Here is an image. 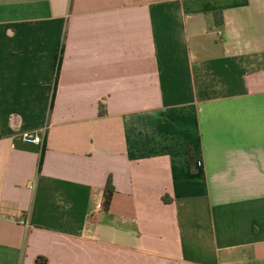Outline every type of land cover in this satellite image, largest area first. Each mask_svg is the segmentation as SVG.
<instances>
[{
    "label": "crops",
    "instance_id": "obj_1",
    "mask_svg": "<svg viewBox=\"0 0 264 264\" xmlns=\"http://www.w3.org/2000/svg\"><path fill=\"white\" fill-rule=\"evenodd\" d=\"M0 264H264V0H0Z\"/></svg>",
    "mask_w": 264,
    "mask_h": 264
},
{
    "label": "trees",
    "instance_id": "obj_2",
    "mask_svg": "<svg viewBox=\"0 0 264 264\" xmlns=\"http://www.w3.org/2000/svg\"><path fill=\"white\" fill-rule=\"evenodd\" d=\"M214 19H215L216 26L218 28H223V26H224L223 12L222 11L215 12L214 13ZM101 114H103V112ZM190 161H191V164L194 163L192 151L190 152ZM114 194H115V187L113 185L112 178L110 177L108 182H107V186H106L105 192H104V208H105V210H109Z\"/></svg>",
    "mask_w": 264,
    "mask_h": 264
},
{
    "label": "built area",
    "instance_id": "obj_3",
    "mask_svg": "<svg viewBox=\"0 0 264 264\" xmlns=\"http://www.w3.org/2000/svg\"><path fill=\"white\" fill-rule=\"evenodd\" d=\"M23 139L26 143L30 144H41L43 142V138L39 134L32 137L29 133H25ZM20 224L28 228V222L26 220H21Z\"/></svg>",
    "mask_w": 264,
    "mask_h": 264
}]
</instances>
